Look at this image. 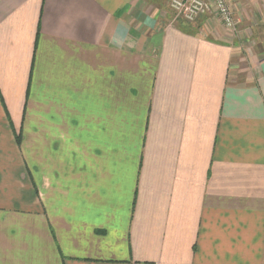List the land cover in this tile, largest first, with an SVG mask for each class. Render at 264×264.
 Segmentation results:
<instances>
[{
  "label": "crops",
  "instance_id": "obj_1",
  "mask_svg": "<svg viewBox=\"0 0 264 264\" xmlns=\"http://www.w3.org/2000/svg\"><path fill=\"white\" fill-rule=\"evenodd\" d=\"M168 10L0 0V264H264V45Z\"/></svg>",
  "mask_w": 264,
  "mask_h": 264
},
{
  "label": "rangeland",
  "instance_id": "obj_2",
  "mask_svg": "<svg viewBox=\"0 0 264 264\" xmlns=\"http://www.w3.org/2000/svg\"><path fill=\"white\" fill-rule=\"evenodd\" d=\"M207 1H209V5L213 4L212 0ZM230 2L232 3V0H230ZM166 3L170 8V11L168 10L166 12V14L168 13L170 16L169 18L177 24L182 25L186 23L183 24V26L188 27V23L192 29L202 22L204 24V21H206V18L210 16L212 11L215 10L216 12V8L211 5L212 8L209 7L210 9L208 12L199 15L194 20H188L180 12L171 7V0H166ZM232 9L235 15V24L233 26L227 27L226 24L219 19V16H215L216 20L212 22V25L220 30L223 29L230 37H227L230 42L238 38L235 43L241 45L242 55L247 56L244 50H249L250 53H252L262 48L264 45V14L262 13V11H264V0H245V2L237 8L232 6Z\"/></svg>",
  "mask_w": 264,
  "mask_h": 264
},
{
  "label": "built area",
  "instance_id": "obj_3",
  "mask_svg": "<svg viewBox=\"0 0 264 264\" xmlns=\"http://www.w3.org/2000/svg\"><path fill=\"white\" fill-rule=\"evenodd\" d=\"M212 3L209 5L207 0H171V7L188 20H194L214 6L216 14L224 24L227 27L233 26L235 24V15L233 14L230 0H212Z\"/></svg>",
  "mask_w": 264,
  "mask_h": 264
},
{
  "label": "trees",
  "instance_id": "obj_4",
  "mask_svg": "<svg viewBox=\"0 0 264 264\" xmlns=\"http://www.w3.org/2000/svg\"><path fill=\"white\" fill-rule=\"evenodd\" d=\"M20 140H21L20 136H17V141L19 144H20Z\"/></svg>",
  "mask_w": 264,
  "mask_h": 264
}]
</instances>
